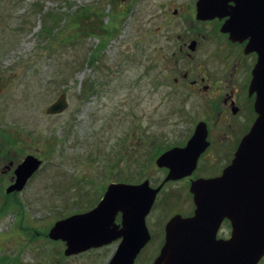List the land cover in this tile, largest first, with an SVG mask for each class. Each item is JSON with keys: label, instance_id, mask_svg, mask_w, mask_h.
Segmentation results:
<instances>
[{"label": "rangeland", "instance_id": "obj_1", "mask_svg": "<svg viewBox=\"0 0 264 264\" xmlns=\"http://www.w3.org/2000/svg\"><path fill=\"white\" fill-rule=\"evenodd\" d=\"M161 1L0 0V264H51L53 220L87 209L111 181L162 178L152 148L185 132L171 92L149 81L148 31ZM59 93L64 109L45 114ZM27 153L40 163L17 192L4 193ZM181 186L160 191L165 198L147 214L155 236L136 264L152 261L155 233L184 208L175 199Z\"/></svg>", "mask_w": 264, "mask_h": 264}, {"label": "water", "instance_id": "obj_2", "mask_svg": "<svg viewBox=\"0 0 264 264\" xmlns=\"http://www.w3.org/2000/svg\"><path fill=\"white\" fill-rule=\"evenodd\" d=\"M195 9L196 15L226 16L219 28L233 40L247 39L244 50H254L257 60L248 88L255 90L252 105L256 115L221 175L189 182L194 205L191 216L174 213L165 220L163 240L149 264H257L264 254V0H197ZM64 101L59 93L44 113L63 110ZM200 130L195 125L183 146H173L154 158L157 167H166L163 179L180 178L192 169L195 156L205 145ZM38 163L31 154L22 156L12 168V181L3 188L4 193L17 192ZM159 187L148 186L146 179L111 181L89 210L53 220L47 238L64 241L63 252L71 254L119 235L121 242L105 264H129L148 239L143 216ZM116 212L119 228L113 222ZM220 218L230 223V234L225 240H214Z\"/></svg>", "mask_w": 264, "mask_h": 264}, {"label": "flooded vegetation", "instance_id": "obj_3", "mask_svg": "<svg viewBox=\"0 0 264 264\" xmlns=\"http://www.w3.org/2000/svg\"><path fill=\"white\" fill-rule=\"evenodd\" d=\"M196 1L177 0V4L168 7L167 4L171 5L175 0H163L159 5L153 4L156 7L155 12L161 15V19L148 31L150 33L148 42H151L149 50L152 56L149 58L151 65L147 70L152 75L149 79L152 84L151 90L163 86L167 93L171 92L170 96L177 105L175 113L178 114V127L183 133L185 132L184 136L178 141H171L170 145L154 146L152 149L157 151L154 158L173 146H183L193 133L195 125H199L200 132H204L202 140L205 145L195 156L192 169L180 178L163 179L166 167H157L154 158L152 159L154 168L163 176L152 186L147 178H143L146 179L148 186L160 187L153 195L150 209L143 216L148 239L141 249L155 236L152 235L154 234V229L151 227L152 218L147 217V214L165 198L158 196L162 188L166 184L171 185L172 182L181 183V191H177L175 199L184 206V208L177 207L167 214L164 222L174 213L181 217L191 216L194 205L191 203L192 195L188 191L189 182L196 177L203 179L220 176L223 167L231 164L237 144L249 131V126L256 115L252 105L255 90L248 88L252 66L257 60L254 50H244L243 46L247 39L233 40L219 28L226 16H215L211 12L203 16L196 15ZM227 3L230 4V1ZM186 121L190 122L187 127ZM151 141L152 139L149 140ZM175 192L174 188L167 190L168 195L171 196ZM99 197L85 209L89 210L95 202H98ZM113 218V222L119 228V213L116 212ZM164 222L161 229L155 233L158 237L157 247L163 240ZM217 224L214 240H225L230 234L231 225L226 218H220ZM46 242L51 248L56 249V255L47 256L51 264H105L121 239L116 235L111 241L87 246L71 254L63 252L64 241L57 238L51 240L46 236ZM137 252L129 264H136ZM263 257L264 254L256 263L259 264V260Z\"/></svg>", "mask_w": 264, "mask_h": 264}]
</instances>
